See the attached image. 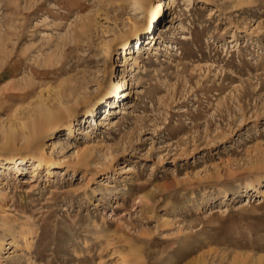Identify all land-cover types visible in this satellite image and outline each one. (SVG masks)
Masks as SVG:
<instances>
[{
    "label": "rangeland",
    "instance_id": "374dc122",
    "mask_svg": "<svg viewBox=\"0 0 264 264\" xmlns=\"http://www.w3.org/2000/svg\"><path fill=\"white\" fill-rule=\"evenodd\" d=\"M135 2L0 0V264H264V0H174L129 69L108 44L146 20ZM112 63L126 112L100 121L104 98L90 123ZM61 99L79 105L75 130L28 144L40 104ZM11 154L23 174L2 171Z\"/></svg>",
    "mask_w": 264,
    "mask_h": 264
},
{
    "label": "bare ground",
    "instance_id": "6f19581e",
    "mask_svg": "<svg viewBox=\"0 0 264 264\" xmlns=\"http://www.w3.org/2000/svg\"><path fill=\"white\" fill-rule=\"evenodd\" d=\"M135 3H137L139 7H141L144 11L148 12L146 20L143 23L139 24L137 20L132 19L131 17H127L128 21H126V25L127 24L130 25V31L126 34H122V33L117 34L115 42L113 44L112 43L108 44V49H113V48L116 49L117 47L120 46V48L122 49V53L125 55V57L133 59V62L128 67L129 69H133L135 66L140 67V65L142 64V61L139 60L138 56H135V53H141L144 48L145 49L148 48L154 51L158 50L157 49L158 44L156 39L158 37L155 34V30L157 29L156 28L157 20L160 17L164 18L166 14L167 16L172 15L174 0H169L166 1L165 3L161 1V3H159L157 7L153 9H149V7H147L148 0H136ZM165 5L167 6L166 9H164ZM122 11L124 12V10ZM118 15L119 13L117 14V16ZM93 23L95 22L93 21ZM92 26L93 25L89 17L88 20L84 19L79 24V28H80L79 33L81 32L87 33V31H89V29ZM145 27L149 28L148 36H146L144 40L142 38H139L136 42H141V45L136 46L135 49V45L132 44V38L137 37ZM92 28L90 29V31L92 30ZM74 30H77V26ZM144 44H146V46L148 47L146 46L143 47ZM64 53L67 52L64 51ZM127 60L125 61L126 62L125 65L127 64L129 65V62L127 63ZM121 65L122 64L115 65L114 63H112L111 65L108 66V71L109 74L112 75V78L108 80L105 85H102L101 92L96 96L97 97L96 102H90V100L86 99L85 101L86 104H89L86 110L87 112H89L91 117L90 123H92V121L94 122L96 121L98 124V121L95 120L97 118L96 106L104 98H111V99L106 100L107 105L105 106V111L100 114L102 116L100 121L102 120L108 121L110 119L111 113L114 112L115 109L119 110V112H123V113L126 112L125 111L126 107L124 108L121 107V104L119 105V103L121 102V100H124L125 98H129L131 96L133 87L131 82L129 81V77L125 76L124 81L116 80L113 78L114 74H116L117 72V66H121ZM100 70H101L100 66L97 67V72H100ZM74 83L76 84V82ZM75 84L73 85L75 87H80L82 85V83L77 86ZM78 110H79V105H65L62 99L60 101V107L58 109L50 106L47 102L41 103L38 108V111L36 112L35 117L32 119V121L29 124L30 133L29 136L27 137L28 144L30 145L34 144L35 141L41 139V137H44L46 134H49L51 131L58 129L61 125H64L66 129L70 132L74 131L76 127L72 117L76 114ZM106 112L108 113L106 114ZM23 126L27 127L26 122L23 123ZM87 128H89V126ZM88 132L89 130L85 129L84 133L88 134ZM92 134L93 132H91V137L93 136ZM15 137H16V132L10 131V133L8 134L7 143L13 142L15 140ZM34 150L36 152H39L41 156L38 157L35 155L32 157V162H31V165L33 166L32 176L36 177L39 174L40 171L39 169L42 168V166L44 165L45 156L43 155V151L41 150V145L36 146ZM28 161L29 160H27L26 157L15 158L14 155L11 154L10 156L4 158V162H1L4 165L3 166L4 169L2 171H5L7 169H12V170L14 169L18 171L19 175L23 174V167L27 166V164L29 163ZM47 171L49 176L53 175L54 173L53 169L50 166L47 167ZM259 184L260 182H257L255 184L254 186L255 190L260 189ZM3 246H4L3 240L0 239V249H3Z\"/></svg>",
    "mask_w": 264,
    "mask_h": 264
}]
</instances>
